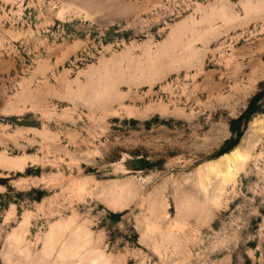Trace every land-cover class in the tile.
Masks as SVG:
<instances>
[{"label":"rangeland","instance_id":"374dc122","mask_svg":"<svg viewBox=\"0 0 264 264\" xmlns=\"http://www.w3.org/2000/svg\"><path fill=\"white\" fill-rule=\"evenodd\" d=\"M0 264H264V0H0Z\"/></svg>","mask_w":264,"mask_h":264},{"label":"trees","instance_id":"16d2710c","mask_svg":"<svg viewBox=\"0 0 264 264\" xmlns=\"http://www.w3.org/2000/svg\"><path fill=\"white\" fill-rule=\"evenodd\" d=\"M257 98H258V96H255V97L251 100V102H250V104H249V107H248L247 111L243 114V117H244L246 114H249V113L253 110L254 105H255V101L257 100Z\"/></svg>","mask_w":264,"mask_h":264},{"label":"bare ground","instance_id":"6f19581e","mask_svg":"<svg viewBox=\"0 0 264 264\" xmlns=\"http://www.w3.org/2000/svg\"><path fill=\"white\" fill-rule=\"evenodd\" d=\"M236 150V149H235ZM236 153V152H235ZM228 155V154H227ZM230 155V154H229Z\"/></svg>","mask_w":264,"mask_h":264}]
</instances>
